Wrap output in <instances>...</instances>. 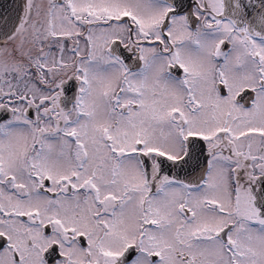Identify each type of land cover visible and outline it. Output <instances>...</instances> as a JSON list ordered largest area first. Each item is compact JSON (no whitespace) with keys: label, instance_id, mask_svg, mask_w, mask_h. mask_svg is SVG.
<instances>
[{"label":"snow or ice","instance_id":"1","mask_svg":"<svg viewBox=\"0 0 264 264\" xmlns=\"http://www.w3.org/2000/svg\"><path fill=\"white\" fill-rule=\"evenodd\" d=\"M0 264H264V0H0Z\"/></svg>","mask_w":264,"mask_h":264}]
</instances>
